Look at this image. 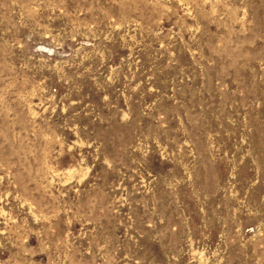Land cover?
<instances>
[{
  "label": "rangeland",
  "instance_id": "obj_1",
  "mask_svg": "<svg viewBox=\"0 0 264 264\" xmlns=\"http://www.w3.org/2000/svg\"><path fill=\"white\" fill-rule=\"evenodd\" d=\"M0 264H264V0H0Z\"/></svg>",
  "mask_w": 264,
  "mask_h": 264
}]
</instances>
